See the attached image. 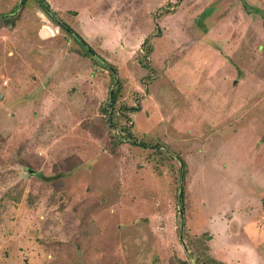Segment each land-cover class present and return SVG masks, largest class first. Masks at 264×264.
<instances>
[{
	"label": "rangeland",
	"instance_id": "rangeland-1",
	"mask_svg": "<svg viewBox=\"0 0 264 264\" xmlns=\"http://www.w3.org/2000/svg\"><path fill=\"white\" fill-rule=\"evenodd\" d=\"M47 1L93 51L0 0V264H264V0Z\"/></svg>",
	"mask_w": 264,
	"mask_h": 264
},
{
	"label": "trees",
	"instance_id": "trees-1",
	"mask_svg": "<svg viewBox=\"0 0 264 264\" xmlns=\"http://www.w3.org/2000/svg\"><path fill=\"white\" fill-rule=\"evenodd\" d=\"M26 1L27 0H23L22 4L24 5ZM37 1L39 3L40 8L46 14H48L57 25H60L61 27L66 29L69 33H71L81 45L88 46L87 47L88 54H91V52L93 51V48L91 46H89L88 43L83 39V37L80 34H78L66 21H64V20L60 19L59 17H57L56 12L54 10H52L49 1H47V0H37ZM117 93L118 92L116 90L113 91V99H114V101L117 99ZM110 97H111V94H110ZM112 125L114 127H118V124L115 123L114 121H112ZM122 129H123V131L126 132L125 133L126 137H129L130 139H135V136L130 131V129H128V127L126 125L124 127H122ZM123 131H121V132H123ZM121 136H123L122 133H120V135H117V137H121ZM178 158L181 160L182 165L185 164V160L181 156H178ZM184 175H185V173H184V168H183L182 169V176H181L182 180L184 179ZM189 264H193V263L189 261Z\"/></svg>",
	"mask_w": 264,
	"mask_h": 264
},
{
	"label": "water",
	"instance_id": "water-1",
	"mask_svg": "<svg viewBox=\"0 0 264 264\" xmlns=\"http://www.w3.org/2000/svg\"><path fill=\"white\" fill-rule=\"evenodd\" d=\"M117 82H118V80H117ZM113 91H114V88L111 89V97H110L111 103L110 104H112V101H113ZM182 193H183V191L181 189L180 190V197H182Z\"/></svg>",
	"mask_w": 264,
	"mask_h": 264
},
{
	"label": "bare ground",
	"instance_id": "bare-ground-1",
	"mask_svg": "<svg viewBox=\"0 0 264 264\" xmlns=\"http://www.w3.org/2000/svg\"><path fill=\"white\" fill-rule=\"evenodd\" d=\"M92 2V1H91Z\"/></svg>",
	"mask_w": 264,
	"mask_h": 264
}]
</instances>
